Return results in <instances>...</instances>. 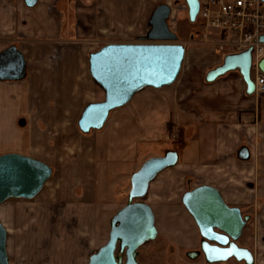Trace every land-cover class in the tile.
Masks as SVG:
<instances>
[{
    "label": "crops",
    "instance_id": "1",
    "mask_svg": "<svg viewBox=\"0 0 264 264\" xmlns=\"http://www.w3.org/2000/svg\"><path fill=\"white\" fill-rule=\"evenodd\" d=\"M159 3L37 0L29 7L25 0H0V53L16 46L27 64L24 79L0 80V155L28 156L53 169L35 199H11L0 205V222L8 238L9 228L22 223L50 225L28 237L23 249L16 236L17 264L23 258L29 264H88L90 256L108 242L98 234L99 213L104 224L106 218L111 224L128 204L132 176L147 160L169 151L178 153V164L158 175L144 200L154 208L159 231L160 225L166 230L176 222L184 194L201 185L218 189L230 207L261 210L258 214L264 221V97L249 95L239 72L208 83V72L222 65L225 56L201 34L199 39L190 34L189 44L181 43L186 55L176 83L160 90L144 89L113 111L102 130L80 132L70 149L62 147L67 138L60 130L69 111L65 97L76 102L82 96L83 80H88L84 64L96 51L93 48L106 39L102 46L142 42ZM191 51L201 56L193 66L210 67L203 75L186 74ZM88 76L96 98H105L89 67ZM172 121L179 124L180 133L176 141L165 143ZM51 128L56 131L50 133ZM55 143L58 147L52 155L48 150ZM61 148L67 149L63 156ZM125 181L128 189L119 195ZM251 214L243 215L251 220Z\"/></svg>",
    "mask_w": 264,
    "mask_h": 264
},
{
    "label": "water",
    "instance_id": "2",
    "mask_svg": "<svg viewBox=\"0 0 264 264\" xmlns=\"http://www.w3.org/2000/svg\"><path fill=\"white\" fill-rule=\"evenodd\" d=\"M36 2L25 0L29 7ZM186 4L190 22L196 23L200 1L186 0ZM171 15L170 5L161 3L149 19V31L142 42L108 44L89 55L90 75L104 91L105 98L85 107L77 123L82 134L102 130L113 111L128 105L144 89L160 90L176 83L186 49L171 29ZM261 41L264 42V37ZM259 68L264 73V59ZM26 69V59L16 46L0 53V80H22ZM230 72H239L247 85V93L255 94L252 50L225 56L222 65L208 72L206 81L212 83ZM242 157H248L247 151ZM178 161V153L169 151L162 157L147 160L132 176L128 204L112 218L108 242L90 256L88 264H142L137 259L138 249L159 235L154 212L144 200L158 175L176 166ZM52 175V167L43 161L20 154L0 155V205L11 199H35ZM182 204L202 238L201 251L191 252L189 257L194 259L203 254L211 264L233 258L254 264L253 253L237 245L250 217L244 216L241 209L228 206L218 189L201 185L186 192ZM7 241L8 231L0 222V264H10Z\"/></svg>",
    "mask_w": 264,
    "mask_h": 264
},
{
    "label": "rangeland",
    "instance_id": "3",
    "mask_svg": "<svg viewBox=\"0 0 264 264\" xmlns=\"http://www.w3.org/2000/svg\"><path fill=\"white\" fill-rule=\"evenodd\" d=\"M159 1L161 3H164V1L162 0ZM181 2H183V0H179L177 3H181ZM171 6L174 9L175 3H172ZM200 20L201 19H198L196 23H191L187 12L184 13L177 12L171 18L170 26L171 29L178 34L180 38L179 40L180 43L188 42L189 44L190 34H194L196 39L197 38L199 39V37L201 38V36H197L198 34L203 35L206 33V31L202 30L200 27ZM132 40L136 41L135 38H132ZM104 41L105 42L102 41L100 43V46L98 48H93V50L98 51L103 45V43L108 42L107 39ZM190 46L192 47V45ZM197 55L199 54H197L195 51L190 52L188 58V69L186 74L191 72H198L200 75H203L204 72H206L207 69L210 68L207 66V64L204 65L203 63H198L197 65L193 66L194 59H197V57H199ZM87 58H86L87 61H85L84 64V73H85L84 79L87 77V79L90 80V77L88 76L89 57ZM199 58H201V56ZM206 58L208 57L206 56ZM256 74H257L256 70L253 69L251 72V77L253 80L255 79ZM88 80H83L82 90H81L82 96L78 98V101L74 102V100L71 97H65L69 111L65 113L67 118L66 126L64 127L63 130H60L61 133H63V135H65V137L67 138L66 145H62V147L64 148L70 149V147L72 146L73 139L75 138V136L79 135L80 131L78 129L77 122L81 117L85 107L90 103L101 102L104 100L103 97L96 98L94 92L91 91L90 89L89 86L90 84ZM179 129H180L179 124H177L175 121L174 122L172 121L168 125V129H167L168 137L164 140V142L171 143L173 141H176L180 133ZM49 131L50 133H53L56 130L54 131V129L51 128ZM60 131H58V135L56 138L60 137L59 136ZM50 147L52 148H50L48 152H50L52 155L55 154L56 153L55 149L58 147V144L57 143L51 144ZM65 151H67V149L66 150L62 148L60 149L62 156H63V152ZM55 183L56 181L52 180L50 187L54 189ZM127 184H128L127 181H125V184L121 186L119 195H122V193H124V191L128 189ZM53 198H57L55 194ZM11 203H16V202H11ZM152 210L154 211L153 207ZM176 211H177L176 222H174L172 225L169 224L166 226V230L168 228V232L166 233L165 227L163 225H160L159 228L161 231L158 230L159 231L158 237L155 240L146 243L145 245H143L138 249L137 251L138 261L142 264H211L206 261L203 254H200L199 257H196L194 259L189 257V253L194 251H199V252L201 251L202 238L200 236L199 229L194 219L181 203L179 204V207L176 208ZM260 211L261 210H258L255 213L254 210V212L252 213V209H243L242 212L244 215L247 214L249 215L251 213L253 215L251 214L252 218L245 227V229L243 230L242 237L237 242V245L239 247L249 249L253 253L255 259L254 264H264V221L261 219V217L258 214ZM33 215H35V212H32V216ZM43 226L49 228L50 225H43V224L31 225L27 223H22L16 225L15 227L9 228L10 232L8 238V254L9 257L12 258L13 260L12 264H17L16 256L14 252V247H15L14 243L16 241V236L19 235V237L21 238L19 240L21 249L26 248L27 247L26 239L34 234L43 232ZM110 228H111V224L109 223L108 218H106V222L104 224V217L101 213H99L98 223H97V230L99 237L105 235L104 240L108 241ZM45 230L48 232V229ZM169 231H172L173 233H170ZM99 241H100L99 243L102 244L101 239ZM18 264H29V263L25 262L23 258L21 262H18ZM214 264H246V263L238 262L236 259L233 258L228 260L227 262L214 263Z\"/></svg>",
    "mask_w": 264,
    "mask_h": 264
},
{
    "label": "built area",
    "instance_id": "4",
    "mask_svg": "<svg viewBox=\"0 0 264 264\" xmlns=\"http://www.w3.org/2000/svg\"><path fill=\"white\" fill-rule=\"evenodd\" d=\"M197 16L200 27L205 30V41L223 56L252 50V70L257 74L253 80L255 94L264 97V73L259 68L264 59V0H199ZM172 8V3L168 4ZM177 12H187L186 0L175 3L171 18ZM170 18V21H171Z\"/></svg>",
    "mask_w": 264,
    "mask_h": 264
},
{
    "label": "snow or ice",
    "instance_id": "5",
    "mask_svg": "<svg viewBox=\"0 0 264 264\" xmlns=\"http://www.w3.org/2000/svg\"><path fill=\"white\" fill-rule=\"evenodd\" d=\"M231 253H227L226 255H230ZM221 258H224V257H221Z\"/></svg>",
    "mask_w": 264,
    "mask_h": 264
}]
</instances>
